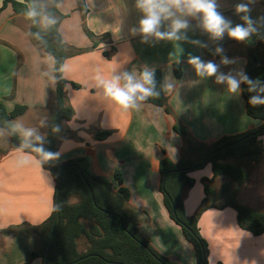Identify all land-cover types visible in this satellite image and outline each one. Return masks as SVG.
<instances>
[{
	"label": "crops",
	"instance_id": "crops-1",
	"mask_svg": "<svg viewBox=\"0 0 264 264\" xmlns=\"http://www.w3.org/2000/svg\"><path fill=\"white\" fill-rule=\"evenodd\" d=\"M4 1L0 0V100L9 111L15 105H26L25 113L13 124L34 129L44 139L54 107L53 57L34 43L28 18L16 13L11 3L2 7ZM34 1L43 8L42 15L54 18L58 24L68 54L64 77L81 85L75 89L68 83L65 88L74 115L66 123L68 132L61 137L55 159L64 162L87 156L91 171L112 180L115 189L118 183L114 174L121 171L131 193L127 207L139 211L142 236L172 260L197 264L193 246L164 205L160 160L167 156L177 162L182 156L185 142L173 129L176 118L188 128L193 140L206 144L262 124L246 112L242 83L239 93L232 94L226 82H215V75H197L189 59L196 56L214 62L219 66L218 73H246L247 50L264 39V25H258V32L245 41H237L226 32L213 39L199 27L198 19L187 17V39L150 37L145 43L139 34L133 36L130 32L143 15L135 6L136 0H57L53 5L50 0ZM240 2L217 0V10L232 26L243 23V14L235 12ZM250 9L254 20L264 17L260 0ZM40 24L44 26L41 18ZM166 30L167 22L161 26V31ZM217 47L222 48V54H215ZM222 56L234 62L224 64ZM175 62L183 70L180 78L174 75ZM144 67L162 70L163 91L173 114L143 101L137 102L138 108L125 110L107 98L97 84V77L108 80L123 71L139 78ZM123 83L121 80L120 85ZM16 130L24 138L21 130ZM98 130L111 133L98 140ZM3 131L0 128V264H43L41 257L30 260L37 235L25 228L41 225L52 214L55 181L35 155L14 149ZM260 139L264 144V135ZM21 156H27L29 163L19 164ZM257 163L248 166V177L237 199L264 212V204L258 206L264 200V174L251 172ZM189 175L195 180L184 199L190 216L205 197L202 179L213 176L212 166L207 163ZM245 192L255 193L256 203L245 200L241 196ZM199 229L208 243L209 264H264V231L254 235L243 229L234 208L206 209L199 218Z\"/></svg>",
	"mask_w": 264,
	"mask_h": 264
},
{
	"label": "trees",
	"instance_id": "trees-1",
	"mask_svg": "<svg viewBox=\"0 0 264 264\" xmlns=\"http://www.w3.org/2000/svg\"><path fill=\"white\" fill-rule=\"evenodd\" d=\"M56 1L50 0V3L53 5ZM260 1L264 3V0ZM8 3H11L16 13L25 15L29 8H34L39 13L32 19L28 18L31 37L35 44L53 57L52 72L56 81L54 107L45 138L39 142L31 141L33 144H42L46 151L56 154L61 137L68 132L66 123L74 115L65 88L68 83L75 89L81 85L64 77V63L68 54L58 24L42 26L40 18L43 8L34 0H5L2 7ZM207 53L212 52L208 50ZM105 55L109 56L107 52ZM247 56L246 74L249 79L264 83L263 38L258 40L256 46L248 48ZM173 71L176 78L182 76L183 70L179 63L173 64ZM153 72L154 90L159 95L150 96L143 102L163 107L168 114H173L163 91L162 70L153 69ZM241 88L246 112L250 117L262 121L259 127L224 135L206 144L193 140L188 128L176 118L173 129L185 142L182 156L177 162L167 156L160 160L164 205L169 216L181 227L185 239L193 246L197 264H209L208 243L199 229V218L208 208L230 206L236 210L237 221L243 229L254 235L264 231V212L237 199L246 183L248 166L259 162L264 155V144L260 139L264 135V105L249 104V97L257 93L249 92L246 83H242ZM26 110V105L18 104L9 111L4 101L0 100V128L7 132L12 147L35 155L55 181L52 214L41 225L25 228L37 235L30 260L41 257L43 264H180L161 254L140 233L139 211L127 207L131 193L124 185L121 171H115L114 179L118 183L115 189L112 180L91 171L87 156L64 162L55 158L41 161L31 148L21 147L24 138L14 129L13 121ZM110 133L109 130H98L95 137L102 140ZM207 163L212 166L213 176L202 179L205 197L197 211L189 216L185 211V192L195 183L189 173L203 168ZM217 179L221 181L218 190L211 185ZM73 195L79 198L75 203L69 201ZM218 200L223 202L216 204ZM81 238L85 239L84 250H79L78 240Z\"/></svg>",
	"mask_w": 264,
	"mask_h": 264
},
{
	"label": "clouds",
	"instance_id": "clouds-1",
	"mask_svg": "<svg viewBox=\"0 0 264 264\" xmlns=\"http://www.w3.org/2000/svg\"><path fill=\"white\" fill-rule=\"evenodd\" d=\"M256 0H241L235 5V12L242 13L240 19L242 24L231 25L218 10L217 0H136V8L142 13L138 21V26L130 29L133 36L139 34L142 42L149 43L150 37L168 40L187 39L185 30L189 28L187 17L196 18L199 21V27L208 33L213 39L221 38L226 32L231 38L237 41H245L253 34L258 32V25H264V17L254 20L250 16V5ZM39 15L34 8H29L25 12L26 18L32 19ZM35 22V21H33ZM167 22V30L161 31V26ZM41 23L44 26L55 24V19L47 15H41ZM222 48L217 47L215 54H222ZM234 61L222 56V63L229 64ZM200 77H212L215 75L216 83L227 84V89L232 94H238L241 83L248 85L249 92L257 94L249 97L248 103L251 105H264V83L249 79L248 75L242 70L236 76L224 73H218V65L214 62H204L199 57L192 56L189 59ZM238 77V78H237ZM123 80V85L120 81ZM97 84L101 85L104 95L114 103L120 105L125 110L129 108L136 109L139 107L138 101H145L150 96L159 95L155 89L154 72L148 67L140 72L139 78L133 73L123 71L114 74L111 79L104 80L97 77ZM170 87V85H169ZM14 129H20L24 137L21 147H29L36 152L41 161L54 159L57 154L46 151L42 144H33L29 138L39 142L43 140L34 129H25L16 124ZM18 163L25 165L29 163L27 156H21Z\"/></svg>",
	"mask_w": 264,
	"mask_h": 264
},
{
	"label": "rangeland",
	"instance_id": "rangeland-1",
	"mask_svg": "<svg viewBox=\"0 0 264 264\" xmlns=\"http://www.w3.org/2000/svg\"><path fill=\"white\" fill-rule=\"evenodd\" d=\"M4 132V134H6L7 136H8V134H7V132L4 130L3 131ZM253 171H255V172H262V174H264V155H263V157L261 158V160L259 161V163H257V164H255V165H253V167H252V169H251V172H253ZM220 180L219 179H217L215 182H213L211 185L215 188V189H219V187H220ZM252 192H254V191H252ZM252 194V193H251ZM250 194V192H245V193H242L241 194V196L245 199V200H247V201H250V202H255V201H257V197H256V194L255 193H253L252 195ZM78 197L76 196V195H73V196H71L70 197V202H72V203H75V202H77L78 201ZM223 202V200H218V201H216L215 203L216 204H221ZM256 203V202H255ZM262 204H264V200L262 201V203L260 202V204H258V206H261ZM139 223H140V217H139ZM85 224L86 225H88V222H85ZM78 246H79V248L81 249V250H84L85 249V247H86V243H85V239L84 238H81L80 239V241H79V244H78Z\"/></svg>",
	"mask_w": 264,
	"mask_h": 264
}]
</instances>
